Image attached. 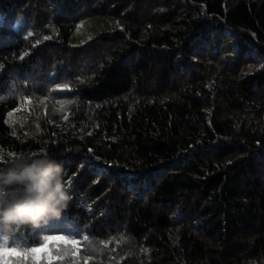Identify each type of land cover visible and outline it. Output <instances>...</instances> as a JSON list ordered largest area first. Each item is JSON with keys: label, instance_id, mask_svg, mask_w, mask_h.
Segmentation results:
<instances>
[{"label": "trees", "instance_id": "trees-1", "mask_svg": "<svg viewBox=\"0 0 264 264\" xmlns=\"http://www.w3.org/2000/svg\"><path fill=\"white\" fill-rule=\"evenodd\" d=\"M0 97V168L46 154L73 197L17 243L264 264V0H0Z\"/></svg>", "mask_w": 264, "mask_h": 264}, {"label": "clouds", "instance_id": "clouds-1", "mask_svg": "<svg viewBox=\"0 0 264 264\" xmlns=\"http://www.w3.org/2000/svg\"><path fill=\"white\" fill-rule=\"evenodd\" d=\"M66 170L46 154L16 156L0 168V238L62 218L73 197Z\"/></svg>", "mask_w": 264, "mask_h": 264}, {"label": "snow or ice", "instance_id": "snow-or-ice-1", "mask_svg": "<svg viewBox=\"0 0 264 264\" xmlns=\"http://www.w3.org/2000/svg\"><path fill=\"white\" fill-rule=\"evenodd\" d=\"M25 100L27 102L28 98ZM66 224L70 229L68 235L76 236L80 233V226L75 222L66 221ZM78 245L77 239H68L65 235H44L38 246L17 243L12 237L7 240L0 238V264H55L58 257L54 252L57 249L71 246L79 251Z\"/></svg>", "mask_w": 264, "mask_h": 264}, {"label": "rangeland", "instance_id": "rangeland-1", "mask_svg": "<svg viewBox=\"0 0 264 264\" xmlns=\"http://www.w3.org/2000/svg\"><path fill=\"white\" fill-rule=\"evenodd\" d=\"M205 46H201V49L204 48ZM258 63L256 61H253V62H246V66H245V69L249 68V67H252V66H256ZM243 68V66H242Z\"/></svg>", "mask_w": 264, "mask_h": 264}]
</instances>
